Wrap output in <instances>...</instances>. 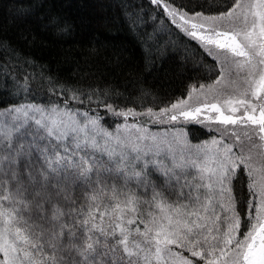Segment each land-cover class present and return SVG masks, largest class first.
I'll return each instance as SVG.
<instances>
[{
    "label": "snow or ice",
    "instance_id": "snow-or-ice-1",
    "mask_svg": "<svg viewBox=\"0 0 264 264\" xmlns=\"http://www.w3.org/2000/svg\"><path fill=\"white\" fill-rule=\"evenodd\" d=\"M150 4L214 80L122 105L0 64V264H264V0ZM193 121L216 135L192 144Z\"/></svg>",
    "mask_w": 264,
    "mask_h": 264
},
{
    "label": "trees",
    "instance_id": "trees-1",
    "mask_svg": "<svg viewBox=\"0 0 264 264\" xmlns=\"http://www.w3.org/2000/svg\"><path fill=\"white\" fill-rule=\"evenodd\" d=\"M183 2L211 4L214 10L231 0ZM133 11L142 17L136 25L128 15ZM159 17L150 0H0V64L14 66L17 77L27 70L82 88L114 89L122 105L135 100L140 87L152 94L145 103L166 104L217 73L195 41L167 21L160 24ZM11 88L0 72V99H9L5 90ZM208 136L201 125H188L192 143Z\"/></svg>",
    "mask_w": 264,
    "mask_h": 264
},
{
    "label": "rangeland",
    "instance_id": "rangeland-1",
    "mask_svg": "<svg viewBox=\"0 0 264 264\" xmlns=\"http://www.w3.org/2000/svg\"><path fill=\"white\" fill-rule=\"evenodd\" d=\"M116 123H121L122 122V120L120 119V118H116ZM192 123H195V124H197L195 121H193ZM191 124V123H190ZM189 125V124H188ZM188 125L186 126V130H187V133H188ZM198 125H201L205 130H207L208 132H209V136H208V139H206V140H209V139H211V137H213V136H215L216 135V132L215 131H209L204 125H202V124H198ZM157 129H156V127L155 126H153V131H156ZM202 141H204V140H202ZM202 141H200V142H202ZM200 142H198V143H200ZM192 143V142H191ZM198 143H192V144H198Z\"/></svg>",
    "mask_w": 264,
    "mask_h": 264
}]
</instances>
